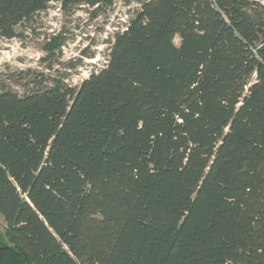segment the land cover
<instances>
[{
	"label": "trees",
	"instance_id": "trees-1",
	"mask_svg": "<svg viewBox=\"0 0 264 264\" xmlns=\"http://www.w3.org/2000/svg\"><path fill=\"white\" fill-rule=\"evenodd\" d=\"M53 1L113 3L0 0V37ZM137 1L77 87L0 89V264H264V7Z\"/></svg>",
	"mask_w": 264,
	"mask_h": 264
},
{
	"label": "rangeland",
	"instance_id": "rangeland-1",
	"mask_svg": "<svg viewBox=\"0 0 264 264\" xmlns=\"http://www.w3.org/2000/svg\"><path fill=\"white\" fill-rule=\"evenodd\" d=\"M96 8L80 4L64 9L53 1L18 24L14 37H0V89L22 95L57 81L77 87L92 70L103 67L114 34L125 29L139 3L113 0ZM56 38L60 46L47 50ZM174 42L179 44L177 36ZM5 226L0 215V233Z\"/></svg>",
	"mask_w": 264,
	"mask_h": 264
},
{
	"label": "built area",
	"instance_id": "built-area-1",
	"mask_svg": "<svg viewBox=\"0 0 264 264\" xmlns=\"http://www.w3.org/2000/svg\"><path fill=\"white\" fill-rule=\"evenodd\" d=\"M250 1L255 2V3L259 4L260 6L264 7V0H250Z\"/></svg>",
	"mask_w": 264,
	"mask_h": 264
}]
</instances>
